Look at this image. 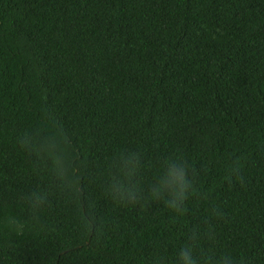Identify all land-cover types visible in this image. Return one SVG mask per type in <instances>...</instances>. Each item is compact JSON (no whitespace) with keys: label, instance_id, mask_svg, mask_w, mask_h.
Returning <instances> with one entry per match:
<instances>
[{"label":"trees","instance_id":"16d2710c","mask_svg":"<svg viewBox=\"0 0 264 264\" xmlns=\"http://www.w3.org/2000/svg\"><path fill=\"white\" fill-rule=\"evenodd\" d=\"M63 126L80 176L55 231L0 264H132L171 258L211 217L216 246L264 264V0H0V201L31 180L13 139L44 113ZM192 155L206 198L173 220L114 205L96 173L117 148ZM240 162L225 178L224 161Z\"/></svg>","mask_w":264,"mask_h":264},{"label":"clouds","instance_id":"9594fccd","mask_svg":"<svg viewBox=\"0 0 264 264\" xmlns=\"http://www.w3.org/2000/svg\"><path fill=\"white\" fill-rule=\"evenodd\" d=\"M16 149L29 162L31 180L21 189H10L0 201V251L16 253L27 239H42L55 231L50 212L58 197L71 200L80 176L74 166L63 126L54 114L44 113L33 124L13 133ZM240 162L225 160V178L237 176ZM96 180L105 198L114 205L147 211L159 204L173 220H182L189 205L206 198L191 154L178 146L148 160L142 147H119L100 165ZM186 225L182 243L169 258L153 248L146 255L132 253V264H245L244 257L216 246L211 217Z\"/></svg>","mask_w":264,"mask_h":264}]
</instances>
